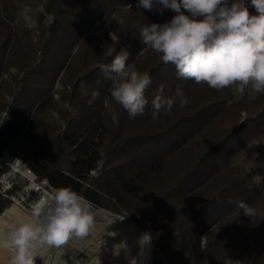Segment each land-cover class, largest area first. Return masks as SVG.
<instances>
[{
	"label": "trees",
	"instance_id": "obj_1",
	"mask_svg": "<svg viewBox=\"0 0 264 264\" xmlns=\"http://www.w3.org/2000/svg\"><path fill=\"white\" fill-rule=\"evenodd\" d=\"M134 1L0 0L4 8L17 11L43 6L55 18L49 28L44 15L35 12V56H19L12 99L18 108L0 127V155L15 152L11 145L30 126L33 108L46 104L64 69L63 85L71 87L67 99L79 116L62 133L42 131L32 146L18 151L23 163L54 191L68 187L94 208L136 218L139 229L151 237L150 264H226L227 244L238 238L239 224L250 219L237 202L264 209L263 187L232 164L247 146L264 141V94L250 99L248 91L240 94L235 86L215 90L196 84L178 78L175 67L165 65L158 53L141 54L145 45L139 29L157 21L138 9L114 30L118 42L111 43V55L92 44L88 30ZM8 42L9 37L1 48ZM121 50L128 53V63L152 80L145 91L149 104L135 118L113 100L112 82L97 67L110 64ZM3 57L2 51L0 73ZM82 83L87 96L80 92ZM161 86L166 96L182 88L188 104L177 103L153 120L151 100ZM92 92L98 93L94 101ZM106 96L116 107L115 121L103 113ZM254 226V241L239 238L229 264H264V217L256 216Z\"/></svg>",
	"mask_w": 264,
	"mask_h": 264
},
{
	"label": "clouds",
	"instance_id": "obj_2",
	"mask_svg": "<svg viewBox=\"0 0 264 264\" xmlns=\"http://www.w3.org/2000/svg\"><path fill=\"white\" fill-rule=\"evenodd\" d=\"M249 3L256 14L250 13ZM138 7L176 13L169 22L144 25L139 32L145 47L158 53L165 65H173L178 78L215 90L235 86L240 94L248 91L250 99L264 94V0H139ZM35 12L44 15L46 27L55 23L43 6ZM33 13L26 6L20 14L28 22ZM128 60V53L121 50L110 64L97 67L112 82L109 92L113 100L135 118L149 104L145 91L152 80ZM80 92L89 94L83 83ZM97 96V92L91 93L93 101ZM177 103L187 106L184 90L177 87L174 95L166 96L161 86L151 100V118L159 119ZM237 207L244 216L264 217V209L243 201ZM95 229L93 205L71 188L62 187L33 204L28 218L8 225L7 231L0 228V247L13 250L9 264H36L41 248L60 249L72 240L87 238ZM150 240L148 235L142 237V243Z\"/></svg>",
	"mask_w": 264,
	"mask_h": 264
},
{
	"label": "rangeland",
	"instance_id": "obj_3",
	"mask_svg": "<svg viewBox=\"0 0 264 264\" xmlns=\"http://www.w3.org/2000/svg\"><path fill=\"white\" fill-rule=\"evenodd\" d=\"M247 2L248 0H246ZM138 4L139 0H135L129 6L118 8L108 18L102 19L93 25L87 32L92 44L109 54L112 51L111 43L118 42L114 30L123 25L133 9L152 14L156 18L157 24L161 25L169 22L176 15L170 9L163 8L162 11H157L154 7L153 10L149 11L138 7ZM248 6L250 13L256 14L250 3ZM160 7L162 8V6ZM20 13L21 11L4 8L0 2V55L2 51L4 52L3 67L0 73V114L7 108L9 109L8 113L14 112L18 108L17 104H12V99L15 81L20 76L18 70L21 67L19 56L24 53H33V57L35 56L32 45L38 36L35 22L36 13H33L32 19L28 22L24 20ZM8 37L9 42L2 49V44ZM149 50L145 47L141 54ZM64 74L65 70L62 69L56 76L51 94L46 98V104L42 108H37V106L33 108L34 117L30 126L11 145L15 152L9 150V153L19 157L17 152L32 146L42 131L62 133L67 130V125H74L79 113L77 106L71 105L67 99L71 93V87L63 85V81L66 80ZM86 100L90 101V99ZM103 109L106 118H109V121H115L116 107L110 101L109 96H106L103 100ZM232 164L242 167L245 173L249 174L258 185L263 187L264 191L263 140L253 142L247 146L232 161ZM100 167L99 165L97 171ZM95 174L96 171L92 173V176H95ZM26 187V182H18L10 191L11 200L0 199V204L4 205V209L0 212V228L5 231H7L8 225L14 224L20 219L28 218L33 204L54 193L46 186L44 191L27 196L23 190ZM93 213L96 223L93 234L83 240H72L60 249L41 248L37 252L36 264H131L132 260H135L136 264H150L154 247L151 240L147 245L142 243V237L146 234L139 229L136 218L124 212H110L94 207ZM254 222L255 217H252L249 221H242L239 224L238 238L230 241L226 246V264H229V259L234 255L239 238L247 239L249 243L254 241L251 237L252 234H257L254 229ZM134 234L138 235L140 240H134ZM139 241H141V244ZM0 249V264H9L13 250L9 247H0ZM122 254H128L131 257L126 258ZM2 255L4 256L1 260ZM257 257L258 254H255L254 258Z\"/></svg>",
	"mask_w": 264,
	"mask_h": 264
},
{
	"label": "built area",
	"instance_id": "obj_4",
	"mask_svg": "<svg viewBox=\"0 0 264 264\" xmlns=\"http://www.w3.org/2000/svg\"><path fill=\"white\" fill-rule=\"evenodd\" d=\"M8 112L9 109L7 108L0 114V127L3 121L8 118ZM23 171H25L27 176H30L31 178L29 179L25 176L22 173ZM21 181L27 183V187L23 189L27 196H31L39 191H44L46 186L50 191L54 192V189L49 185L47 180L39 179L31 170H29L19 157L8 151H4L0 155V199L11 200L10 191L12 190V187Z\"/></svg>",
	"mask_w": 264,
	"mask_h": 264
},
{
	"label": "crops",
	"instance_id": "obj_5",
	"mask_svg": "<svg viewBox=\"0 0 264 264\" xmlns=\"http://www.w3.org/2000/svg\"><path fill=\"white\" fill-rule=\"evenodd\" d=\"M136 236H138V235L134 234V236H133V237H134V239H137V237H136ZM139 240H140V239H139ZM139 242H140V244H141V241H139ZM0 250H1V249H0ZM3 256H4V255H2V258H1V260L3 259ZM122 256H123V257H126V258H127V257H131V256H130V255H128V254H122ZM131 259H132V258H131ZM138 261H139V260H138ZM140 264H141V263H140Z\"/></svg>",
	"mask_w": 264,
	"mask_h": 264
},
{
	"label": "bare ground",
	"instance_id": "obj_6",
	"mask_svg": "<svg viewBox=\"0 0 264 264\" xmlns=\"http://www.w3.org/2000/svg\"><path fill=\"white\" fill-rule=\"evenodd\" d=\"M25 176H27V174H26V172L25 171H23L22 172ZM29 179L31 178L30 176H27ZM128 231H130L129 229H128ZM131 233V232H130ZM137 237V239H139V237L138 236H136ZM135 240V239H134ZM135 243V242H134ZM146 245H147V243H146Z\"/></svg>",
	"mask_w": 264,
	"mask_h": 264
}]
</instances>
